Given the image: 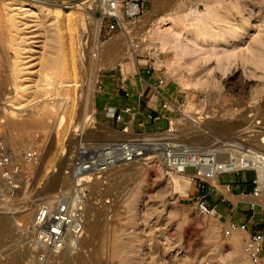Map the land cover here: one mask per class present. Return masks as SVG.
Instances as JSON below:
<instances>
[{
	"label": "rangeland",
	"instance_id": "obj_1",
	"mask_svg": "<svg viewBox=\"0 0 264 264\" xmlns=\"http://www.w3.org/2000/svg\"><path fill=\"white\" fill-rule=\"evenodd\" d=\"M49 1L0 0V135L10 148L15 145V148L12 147L13 154L19 155L27 148L39 146L42 155L46 152L45 154L50 156L43 167H40V158L36 166L40 169V175L35 176L33 173V178L23 183L17 195L7 202L9 209L3 211L5 203L0 204V215L6 213L7 216L16 217V220L12 221L10 233L0 238V264H45L39 259L43 252L32 242L31 221L36 211L35 205L52 200L58 187L69 189L70 181L64 173L66 158L79 142L115 141L118 133L122 132L113 121L105 119L98 108V96L103 93L107 81L111 80L110 76L123 73V77L128 79L138 67L141 71L153 69L154 78H164V89L177 100L175 106L179 111L172 112L171 122L188 112L200 118L199 124H207L205 127L207 126L206 132L209 136H202L207 137V141L203 138L202 143L201 140H192L196 136L192 124L176 123V128L179 131L182 128V131L175 133L181 135L180 140L187 145L201 147L206 145V142L218 143V140L220 143L229 142L228 144L232 145L240 140L243 145L255 149V137L252 135L256 131L264 130V111L262 115L251 114L257 109H264V0H167L169 3L166 0H150L136 23L143 24L145 29L131 31L132 35L130 32L127 34L135 53H131L122 40L120 54L117 56H107L103 51H108L110 41L123 38L121 30L108 32L105 20L96 44L89 15L85 14L81 7L70 8L75 12L72 17L75 24L71 47L68 38H65L64 20L54 17V0H51L52 3ZM65 1H69L66 6L72 7L86 0ZM202 4L211 6L213 12L198 25L194 13L191 12L195 8V11L204 13L206 6ZM30 9L35 13L31 17L28 16L32 11ZM97 10L94 11V16L99 18ZM20 22L24 23L22 27L26 28L25 34L14 26ZM169 26L171 30L174 28L173 32L167 29ZM150 29L153 36L162 33L160 38L169 42L171 46H167L166 53L176 58L180 68L170 71L164 64H157L153 54L149 55L153 51L152 47L148 46L151 35L147 30ZM57 30L64 34V51L59 53L58 57L66 69L72 55L75 80L79 85L74 92L72 107L71 102H63L62 91L51 89L66 79L64 71L52 75L48 93L34 87L42 84V75L46 71H51L44 60L51 53L56 54L49 36ZM19 34L28 38L25 40H28L30 45L25 51H33L29 54L31 58L27 59L28 65L24 75L16 74L14 67ZM30 34L34 36L29 39ZM97 47L102 53L99 62L91 57V51ZM99 64L101 66L96 70V65ZM17 76H23L20 79L24 86H32L21 94L24 100L22 109L15 111L12 116L9 114L12 109L8 104L15 98L14 87L16 81L20 80L16 79ZM180 76L184 77L183 80L197 79L199 84L186 86ZM116 77L113 87L118 83L119 77ZM89 100L92 101V106ZM260 104L263 107L258 108ZM85 114L89 119L86 123ZM62 116L67 120L63 127L62 122H59ZM224 126L229 130L224 129ZM167 131L168 128L157 130L155 133L165 136L163 133ZM146 133L153 134L154 131ZM129 134H133L131 124ZM262 136L264 135L258 137V141L261 142ZM243 150L247 149L243 147L241 152H244ZM134 164L135 166H125V171L129 170L128 173L124 170L123 173L110 172V175L115 174L117 177L114 175L112 179L109 175L103 195L109 199V205L97 209L94 198L99 185L93 182L94 186L91 184L89 187L87 217L90 220H99L100 227L95 232L85 230L81 245L86 249L78 246L71 252V249L68 248V251L65 248V252L63 250L50 257L47 264H252L243 252L248 237L243 232H235L230 236L224 234L227 226L224 212L213 210L212 207L209 215H203L195 203L199 193L197 188H193L194 184L189 178L169 171L154 161H139ZM133 167L138 169L136 173H133ZM241 173L256 175L253 170ZM233 175L235 174H224L226 178ZM60 176L66 178L60 179ZM212 183L220 189L217 183ZM30 202L34 206L28 219L18 217L20 205ZM261 205L263 209L258 210L261 217H264V204ZM19 224L22 226H18ZM83 237L86 239L82 240ZM115 242L118 251H121L122 259L112 255ZM64 258L65 261L62 262ZM68 258L76 260L71 263L72 260ZM83 259L85 260L82 261Z\"/></svg>",
	"mask_w": 264,
	"mask_h": 264
},
{
	"label": "built area",
	"instance_id": "obj_2",
	"mask_svg": "<svg viewBox=\"0 0 264 264\" xmlns=\"http://www.w3.org/2000/svg\"><path fill=\"white\" fill-rule=\"evenodd\" d=\"M149 2L150 0H101V7L96 11L101 17L100 29L106 20L105 27L108 32L121 30L120 23L137 20L142 15L144 6ZM145 72L151 76L153 69L147 68ZM136 74L140 78L138 69ZM139 82L146 83L142 78ZM156 82L161 85L164 78H159ZM126 84L125 78L118 83V90L126 103L119 109L113 106L103 107L102 116L121 126L122 133H126L129 125L135 123L136 132L132 130V137L123 141L79 142L66 158L64 173L70 181L69 189L63 190L58 187L53 199L42 202L34 213L31 222L32 242L37 249L42 250L43 254L39 259L45 264L50 259L48 253L62 249L67 234H72L77 239L84 235L88 216L89 187L93 182L99 185L94 198L97 209L110 204L109 199L104 198L103 195L109 174L118 165L154 161L174 173L188 174L189 181L199 193L195 203L203 215L212 212V207L206 199V192L208 185L214 187L212 183L214 179L224 174H237L249 170L256 173V170L248 165L247 151L239 155L240 166L234 167L230 160L219 159L221 154L214 145L195 147L172 137L156 135L157 130H154L153 134L146 133L149 132L147 128L156 125L163 116L144 109L141 106L143 90L140 89L133 94ZM132 99L135 100L134 104L129 103ZM160 107L162 111L169 113L179 112L175 105L163 98ZM124 116L129 118L128 122L125 121ZM166 118L167 132H170L172 119ZM146 134L151 136L147 137ZM41 155L39 146L27 148L19 155L13 154L0 135V199L10 201L17 195L23 183L33 178ZM252 184L251 195L254 201L249 204V208L255 211L262 206L258 201L261 190L257 183V173ZM248 228V221L230 222L224 234L230 236L235 232L244 233ZM263 250L264 232L261 231L251 234L243 247L244 255L252 264H260Z\"/></svg>",
	"mask_w": 264,
	"mask_h": 264
},
{
	"label": "bare ground",
	"instance_id": "obj_3",
	"mask_svg": "<svg viewBox=\"0 0 264 264\" xmlns=\"http://www.w3.org/2000/svg\"><path fill=\"white\" fill-rule=\"evenodd\" d=\"M51 1V0H50ZM49 1V2H50ZM162 2H165V1H163V0H161ZM167 1V0H166ZM173 1V0H172ZM198 1V0H197ZM207 1V0H206ZM223 1V0H222ZM68 2L69 1H65V0H54V8H53V10H52V13H53V15H54V17H56V18H58V17H61V18H63V20H64V25H63V27L65 28V38H68V42H69V45H71V47H72V38H73V34H74V28H73V25L75 24L74 22V20H73V15H74V13L75 12H73V11H71L70 10V8H72V9H78V7H81L80 9H82V11L85 13V14H87V15H89V17H90V19L92 20V29H93V34H94V42L97 44L98 42L97 41H99L98 40V36H99V31H100V27H101V17H99V18H96L95 16H94V11L95 10H97V9H99V7H101V0H86V1H83V2H81V3H79V4H76V5H73L72 7H68V6H66V4H68ZM168 2V1H167ZM166 2V3H167ZM199 2V1H198ZM44 3V2H43ZM51 3H52V1H51ZM169 3V2H168ZM219 3H221V1H219ZM46 4V3H45ZM48 4V3H47ZM215 4H216V1H215ZM170 5V4H169ZM202 5H205L206 7H204V9H205V12L203 13H201V12H197V11H195V8L193 7V5H192V7L194 8V11L193 12H191L193 15H195L194 17V19L198 22V25H200V24H202L203 22H204V20L205 19H207V18H209L210 16H211V14H212V12H213V9H212V7L211 6H208L207 4H202ZM217 5V4H216ZM219 5V4H218ZM217 5V6H218ZM50 6V5H49ZM168 6V5H167ZM196 6V5H195ZM77 7V8H76ZM19 8L21 9V6H19ZM168 8V7H167ZM192 8V9H193ZM218 8V7H217ZM181 9V8H180ZM179 9V10H180ZM189 9V8H188ZM32 9H30V11H31ZM179 10H178V12H179ZM76 11V10H75ZM79 11V10H78ZM199 11V10H198ZM8 13V12H7ZM171 13V12H170ZM180 13H181V11H180ZM187 13V12H186ZM185 13V14H186ZM35 13H34V11L32 10L31 12H30V14L28 15L29 17H31V16H33ZM78 14V13H77ZM229 14V13H228ZM9 15V14H8ZM16 15H17V13H16ZM171 15V14H170ZM177 15V14H176ZM187 15H188V13H187ZM7 16V15H6ZM12 16V15H11ZM190 16V15H189ZM192 16V15H191ZM190 16V17H191ZM161 17V16H160ZM164 17V16H163ZM171 17H173L172 15H171ZM176 17V16H175ZM188 17V16H187ZM193 17V16H192ZM181 18V17H180ZM183 18H186V17H183ZM139 19V18H138ZM138 19L137 20H134V21H131V22H121L120 23V27H121V33H122V36H123V38L122 39H119V38H117V39H114V40H112V41H110V43L108 44V51H103L107 56H117L118 54H120V46L122 45V40L124 41V44L126 45V47L130 50V52L131 53H135V50L133 49V45H132V43H131V40H130V36H128L127 34H128V32H130V35H132L131 34V31H139V30H142V29H145V26L142 24H136L137 23V21H138ZM164 19V18H163ZM168 19H169V17H168ZM175 19V18H174ZM178 19V18H177ZM190 19H192V18H190ZM189 19V20H190ZM211 19V18H210ZM186 20V19H185ZM189 20H187V21H189ZM166 21V20H165ZM164 21V22H165ZM54 22V21H53ZM163 22V21H162ZM171 22V21H170ZM207 22V21H206ZM176 23V22H175ZM188 23V22H187ZM193 23V22H192ZM192 23H190V24H192ZM157 24V23H156ZM155 24V25H156ZM149 25V24H148ZM164 25V24H163ZM15 26V28L17 29V30H19V31H23L22 33H24L25 34V27H22V26H24V23L23 22H20V24L18 25V23H17V25H14ZM153 26V25H152ZM22 27V28H21ZM147 28V27H146ZM153 28V27H152ZM171 28V26H169L167 29L169 30ZM163 30H166V29H163ZM173 30H174V28H173ZM173 30H171L170 29V31H172L173 32ZM35 31V30H34ZM37 31V30H36ZM177 31H178V29H177ZM147 32L149 33V35H151V41L150 42H148L149 43V45L148 46H150V47H152V49H153V51L152 52H150L149 53V55L150 54H153L154 55V57L156 58V62H157V64H164L165 66H167L168 68H170L169 70L170 71H175L176 70V68L177 67H179L180 68V64H179V62H177L176 61V58H172V57H170L167 53H166V48H167V46L168 45H170L169 44V42L168 41H166V40H164V39H162V38H160L161 37V34L160 33H158V35H155V36H153L154 34H151V29L150 30H147ZM162 32V31H161ZM175 32V34H176V31H174ZM28 33H30V32H28ZM152 33H154V32H152ZM178 33V32H177ZM24 34H22V35H18V39L20 40L19 41V44L17 43V48H18V51H16V60H15V62H14V67H15V69H16V74H19V75H21V74H23L24 75V72H26V66L28 65L27 64V62H28V58H31L30 57V53L31 52H33L31 49H29L30 51H25V49L26 48H28L29 47V43L25 40V39H28L26 36H24ZM33 35V34H32ZM31 34H30V37H29V39L31 38V36H32ZM34 36V35H33ZM37 36V35H36ZM49 38H50V41H51V43H52V46H53V49H54V52L56 53V54H50V55H48V57L44 60L45 62H46V65H47V67H48V69L49 70H51V71H46L43 75H42V84H39V85H36V86H34L35 87V89H38V90H40V89H43L46 93H48L47 91L50 89V86L49 85H51V82H52V75H56L58 72H61V71H64V73H65V77H66V79L65 80H62V81H60V82H58L55 86H54V88H51V89H53V90H55V91H62V93H63V95L61 96L63 99V102L64 103H69V102H71V107H72V105H73V103H74V92H75V90H76V88L77 87H79V85H78V83H77V81L75 80V71H74V63L72 62V55L70 56V58H69V62H68V65H67V68L66 69H64L63 68V62L59 59V53H61V52H63L64 51V34H62L59 30H57L55 33H53L52 35H50L49 36ZM66 41H67V39H66ZM146 41V40H145ZM171 43V42H170ZM67 44V43H66ZM13 46V45H12ZM171 46V45H170ZM170 46L168 47V48H170ZM103 47V46H102ZM52 48V47H51ZM99 48H101L100 46H99ZM99 48L97 47V48H94L92 51H91V54H92V58H93V60H96L97 62H99V58H100V56L102 55V53L100 52V50H99ZM123 48V47H122ZM125 48V47H124ZM69 50V52H70V48L68 49ZM0 51H2V50H0ZM128 52V51H127ZM149 52V51H148ZM25 53H28V55H25ZM122 53H124V52H122ZM69 54V53H68ZM69 57V56H68ZM119 59V58H118ZM114 61V60H113ZM108 62H110V61H108ZM107 62V63H108ZM106 63V64H107ZM177 63L180 65V66H178L177 65ZM98 66H101L100 64L99 65H96V70H98ZM18 67H21V68H18ZM95 67V66H94ZM103 67V66H102ZM101 67V68H102ZM100 68V69H101ZM191 71V70H190ZM97 72V71H96ZM95 72V73H96ZM100 72V71H99ZM98 74V73H97ZM97 74L94 76V79H96V76H97ZM19 76H17V78L16 79H20V78H22L23 76H21V77H19ZM13 79V78H12ZM59 79V78H58ZM62 79H63V77H62ZM180 79L182 80V82H184V85H192V86H197L198 84H199V81L196 79H187V78H185V79H187V80H183L184 79V77L183 76H180ZM14 80V79H13ZM23 80H26L25 78H23ZM54 80V79H53ZM38 81V80H37ZM56 81V80H55ZM58 81V80H57ZM40 82V81H39ZM94 82H95V80H94ZM35 84V83H34ZM25 84L23 83V81H22V79H20L18 82L16 81V84H15V87H14V89H15V98L11 101V102H9V106H11V109H12V111L9 113L10 115H14V112L15 111H18V110H20V109H22V101H24L23 100V96L21 95L22 93H24V92H26V90H27V88H31V86H24ZM49 86V87H48ZM52 87V86H51ZM47 88H49V89H47ZM34 89V88H33ZM13 91V90H12ZM51 91V90H50ZM50 93V92H49ZM91 94V93H90ZM9 99V98H8ZM7 99V100H8ZM10 100V99H9ZM90 101V100H89ZM90 103H91V106H92V101H90ZM251 104H254V103H251ZM250 104V105H251ZM261 105V104H260ZM260 105H258V106H260ZM251 106H253V105H251ZM251 106H249V107H251ZM249 107H247V108H249ZM261 107H263L262 105L260 106V107H258V108H261ZM253 108V107H252ZM256 109H257V107H256ZM255 109V110H256ZM255 110H253V111H255ZM260 109H257V111H255L254 112V114L253 113H251L252 115H256V114H258V115H262L263 113H262V111H264V109H262L261 108V110L259 111ZM245 111V110H244ZM250 111H251V109H250ZM246 112V111H245ZM88 113H89V111H88ZM244 113V112H243ZM242 113V114H243ZM246 114V113H245ZM244 115V114H243ZM257 115V116H258ZM253 116V117H254ZM246 117V116H245ZM244 117V118H245ZM259 117V116H258ZM261 117V116H260ZM87 114H85L84 115V119H85V121H84V123H86V121H88L89 119L87 118ZM256 118V117H255ZM263 118V117H262ZM6 119H8V117H6ZM198 119H200V118H197L196 116H195V114L194 113H188V112H184L183 114H182V117L180 118V119H176L174 122L172 121L171 122V128H170V132H166L164 135L165 136H168V137H172V138H174V139H178V140H180V137H181V135H177L175 132L176 131H179V129H177L176 128V123H180L181 125L183 124V125H187L186 123H190V124H192L193 126H194V129L196 130V131H194V133L196 132V136L192 139V140H197V141H199V140H201V142L203 141V138H204V140H206V138L207 137H203L202 138V136H204V135H206L207 134V132H206V128H207V126L205 127V125H207V124H199V122H198ZM253 120V119H252ZM262 120V119H261ZM231 121V120H230ZM229 121V123H230V125L232 124L231 122ZM4 121H2V123H3ZM59 122H62V127L63 126H65V123L67 122V120L65 119V117H61V119H60V121ZM226 123V122H225ZM228 123V122H227ZM228 123V124H229ZM238 123V122H237ZM241 123V122H240ZM257 123V122H256ZM259 123V122H258ZM264 123V122H263ZM239 124V123H238ZM242 124V123H241ZM240 124V125H241ZM242 125H245V124H242ZM233 126V125H232ZM221 127V126H220ZM222 127H223V125H222ZM246 127H247V125H246ZM257 127V126H256ZM233 128H235V126L233 127ZM250 128V127H249ZM181 129V131H182V128H180ZM224 129H226L225 128V126H224ZM223 129V130H224ZM253 129H255L254 127H253ZM129 130H130V125H129V128H128V130H127V132L126 133H122V132H120V133H118V137H117V139L116 140H119V141H123V140H127V139H130L132 136H130V134H129ZM226 130H229V129H226ZM235 130H236V128H235ZM181 131H179V133H181ZM222 132V131H221ZM63 134H64V132H63ZM208 136H209V134H207ZM261 135H264V130H260V131H256V133H254L252 136L253 137H255V142H257L256 144H255V142H254V145L256 146H254L255 147V149L254 148H252L251 146L249 147V146H247V145H243L242 143H240L239 141H235V142H233V144L231 145V144H228V143H220L219 142V140H218V143L220 144V145H217L218 143H212V142H206V145L205 144H201L202 146H207V147H209V146H212V145H214V147H216V149L218 150V152L221 154V156L219 157V159H221V160H223V161H231L232 162V164H233V166L234 167H239L240 166V164H239V158H240V154H242L243 152H241V150L243 149V147H245L247 150H243V151H247V157H248V165L251 167V168H253V169H255L256 170V173H257V183H258V186H259V189L261 190V195H260V198H259V202H261V203H263L264 204V136H262V138H261V142L260 141H258V137H260ZM219 136V135H218ZM222 136H224V135H222ZM212 137V136H211ZM253 137H251V138H253ZM214 138V137H213ZM213 138H212V140H213ZM220 138V137H219ZM250 138V139H251ZM221 139H222V137H221ZM17 140V139H16ZM21 140V139H20ZM115 140V141H116ZM238 140V139H237ZM249 140V139H248ZM253 139H251V141H252ZM207 141V140H206ZM246 141H247V139H246ZM231 142V141H230ZM12 143V142H11ZM10 143V144H11ZM18 143V142H17ZM188 143V142H187ZM199 143V142H198ZM202 143H204V142H202ZM248 143V142H247ZM251 143V142H250ZM188 144H190V143H188ZM249 144V143H248ZM253 144V143H252ZM217 145V146H216ZM15 145H13L12 147H14ZM20 146V145H19ZM198 146V145H197ZM12 147L10 148L9 147V149H10V151H12ZM15 148V147H14ZM15 151H16V149H15ZM46 153V152H45ZM44 153V155H42V157H41V163H40V167H43L44 166V164L46 163V162H48L49 161V159H50V156L48 155L47 156V154H45ZM66 158V157H65ZM134 163H138V162H134ZM134 163H131V164H127V165H118V166H116V167H114L113 169H112V171H115V172H117V171H121L120 173H123L122 172V170H124V172H127L128 173V171H125L126 169H125V166H128V165H130V166H135V164ZM147 163V162H146ZM43 165V166H42ZM164 167V166H163ZM130 169H131V167H130ZM133 170H134V172L133 173H136L137 171H138V169L136 170V168H134L133 167ZM113 173V172H112ZM120 173L118 172V174L120 175ZM34 175L35 176H37V175H40V169H38V168H35V170H34ZM54 175H56V174H54ZM110 175V174H109ZM115 175V174H114ZM113 174L112 175H110L111 177L112 176H114ZM126 175V174H125ZM138 175V174H137ZM181 176H183V177H186V178H189L188 177V174H180ZM63 176H65V175H63ZM63 176H62V178H63ZM116 176V175H115ZM124 176V175H123ZM53 177H56V176H52V178ZM117 177V176H116ZM119 177V176H118ZM128 177V176H127ZM61 178V176H60V179H62ZM64 178H66V177H64ZM63 178V179H64ZM111 179V178H110ZM112 179H113V177H112ZM55 180H58L57 178H55ZM67 180H68V178H67ZM115 180V179H114ZM113 180V181H114ZM60 182H61V180H59ZM214 183H217V179H214V181H213ZM52 183H54V182H52ZM95 184H96V182H94ZM94 183H92V185L94 184ZM61 184V183H60ZM64 185V184H63ZM94 186V185H93ZM70 187V186H69ZM91 187V186H90ZM65 189V188H64ZM107 193V192H106ZM8 201H6V200H4V199H0V204H2V203H5V207H4V209H2L3 211L4 210H6V209H9V204L7 203ZM42 203H39V204H36L35 205V209L37 210L38 209V207L41 205ZM34 206V204H32L31 202L30 203H26V205H20V207H19V216L18 217H21V218H23V219H28V217H29V215H30V213H31V209H32V207ZM104 210H106V209H104ZM101 212V211H100ZM96 219H98V218H96ZM13 220H16V217L15 216H7V214L6 213H2V215H0V238H3V237H5L6 235H8L9 233H10V231L12 230L11 229V224H12V221ZM99 220H97V221H95V220H93V219H91L90 220V218L89 217H87V219H86V224H85V227H86V229H88V231L89 230H94V232H95V230L96 229H98L99 227H100V222H98ZM32 222V221H31ZM18 226H22V225H18ZM103 227V226H102ZM14 228V227H13ZM14 230V229H13ZM101 230V229H100ZM99 230V231H100ZM105 230V229H104ZM87 231V230H86ZM98 232V231H97ZM94 234V233H93ZM97 234V233H96ZM95 234V235H96ZM233 235H234V233H233ZM91 236V235H90ZM86 239V237H83L82 238V240L83 239ZM80 239V240H79ZM79 239H77V238H75L74 236H72V234H67V236H66V240H65V244L63 245V247H62V249L61 250H59L58 252H60V251H63L64 250V252H65V248H67V250L69 251V249H71V252H73L72 251V249L74 248V247H80V246H82L83 245V243L81 242V238H79ZM84 239V240H85ZM90 239V238H89ZM122 240V239H121ZM86 241H88V240H86ZM90 241V240H89ZM81 243H82V245H81ZM84 244H86V243H84ZM91 244V243H90ZM89 245V244H88ZM114 247H113V249H112V255L113 256H116V257H118L119 256V258H121L122 256L120 255L121 254V251H118V246H117V243L115 242L114 243ZM86 246H87V244H86ZM121 246V245H120ZM119 246V247H120ZM82 247H84V246H82ZM69 248V249H68ZM80 249V248H79ZM84 249H86L85 247H84ZM66 250V251H67ZM73 250H75V249H73ZM81 250H82V248H81ZM40 251H42V250H40ZM56 252L57 251H53V252H50V253H48L49 255H48V257L50 258H52V257H54L55 255H56ZM64 252H63V254H64ZM70 252V255H72V253ZM78 252V251H77ZM81 252V251H80ZM62 253V252H61ZM67 253V252H66ZM74 254H76V253H74ZM58 255H59V253H58ZM69 255V254H68ZM81 255V254H80ZM92 255V254H91ZM66 256V255H65ZM77 256V255H76ZM103 256H105V255H103ZM67 257H69V256H67ZM81 257V256H80ZM79 257V258H80ZM95 257V256H94ZM55 258H57V257H55ZM54 258V259H55ZM70 258V257H69ZM68 258V259H69ZM90 258V257H89ZM99 258V257H98ZM63 259V258H62ZM67 259V258H66ZM78 259V258H77ZM122 259V258H121ZM69 260H72V259H69ZM69 260H68V263H70L69 262ZM74 260H76V258L75 259H73L72 261H71V263H73V262H75ZM85 259H83L82 261H84ZM90 260V259H89ZM63 261H65V258H64V260H62V262ZM99 261V260H98ZM123 262H125V261H123ZM63 264H65L64 262H63ZM83 264H85V263H83ZM91 264V263H90ZM98 264H100V263H98Z\"/></svg>",
	"mask_w": 264,
	"mask_h": 264
},
{
	"label": "crops",
	"instance_id": "obj_4",
	"mask_svg": "<svg viewBox=\"0 0 264 264\" xmlns=\"http://www.w3.org/2000/svg\"><path fill=\"white\" fill-rule=\"evenodd\" d=\"M136 69L139 71L140 78L145 80L147 84H141L139 82L140 78L137 76L136 71L128 79L123 77V73H119V75H112L109 77L111 82L107 81L106 88L103 89V93L98 96V108L100 109L101 114H103L102 109L105 106H113L119 109L124 103H126L122 99L121 93L118 90V83L125 78V81H127L126 85L133 94H135L140 89L143 90L144 97L141 99V106L144 109H149L150 111L163 116V118H161L156 123V125H153L151 128H147V131L150 132L154 130L166 129V117H171L172 113L161 110L160 106L162 98L168 100L172 105H175L177 100L173 98L172 95H169L168 92H166L164 89V83L157 85L156 81L158 77L154 78L153 74L151 76L146 74V69L143 71H141L138 67ZM116 76L119 77L117 80L118 83H116V87H113L115 80L114 78H117ZM129 103L134 104L135 100L132 99L129 101ZM124 119L126 122L129 121L127 116H124ZM135 126V123L131 124L133 131L136 130ZM250 179V173H237L228 178H226L224 175H221L217 179V185L220 187V189L208 185L206 192V199L209 202V205L211 204L210 206L213 207V210L217 209L218 211L224 212L226 215L225 218L227 225L230 222H249V228L244 232V235L247 237L255 232H264V217H261V213L258 209L251 211L249 208V204L254 201V197L251 195L253 185L250 183ZM219 183H222V185H219ZM193 188L195 189L194 185ZM260 208L261 210L263 209L262 206ZM260 264H264V250L261 254Z\"/></svg>",
	"mask_w": 264,
	"mask_h": 264
},
{
	"label": "trees",
	"instance_id": "obj_5",
	"mask_svg": "<svg viewBox=\"0 0 264 264\" xmlns=\"http://www.w3.org/2000/svg\"><path fill=\"white\" fill-rule=\"evenodd\" d=\"M250 177H251V179H250L249 181H250V183H252V181H253V179H254V174L251 173V174H250ZM252 185H253V184H252Z\"/></svg>",
	"mask_w": 264,
	"mask_h": 264
}]
</instances>
